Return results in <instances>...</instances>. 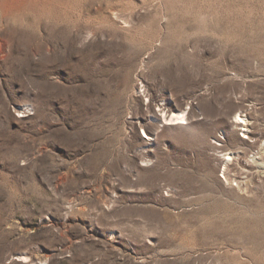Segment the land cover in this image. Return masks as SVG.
Returning <instances> with one entry per match:
<instances>
[{
  "label": "rangeland",
  "instance_id": "obj_1",
  "mask_svg": "<svg viewBox=\"0 0 264 264\" xmlns=\"http://www.w3.org/2000/svg\"><path fill=\"white\" fill-rule=\"evenodd\" d=\"M259 162L264 0H0V264H264Z\"/></svg>",
  "mask_w": 264,
  "mask_h": 264
},
{
  "label": "bare ground",
  "instance_id": "obj_2",
  "mask_svg": "<svg viewBox=\"0 0 264 264\" xmlns=\"http://www.w3.org/2000/svg\"><path fill=\"white\" fill-rule=\"evenodd\" d=\"M185 114L186 113L183 110L173 111L170 114L168 113L167 115H166V113L164 115H162V114L160 115L159 114L160 115L159 122H161L162 124H180V123H184L186 121V115ZM234 122L236 124H243V125H245V123H246L245 119L243 117H241L240 114L239 115L238 114L235 115ZM230 156H231V153L230 152L227 153V159H230ZM254 161H256V160L254 159ZM259 166L263 167L264 163L263 162H259Z\"/></svg>",
  "mask_w": 264,
  "mask_h": 264
}]
</instances>
